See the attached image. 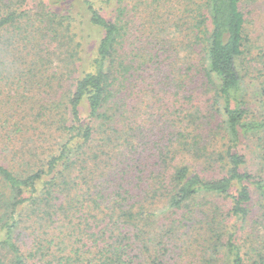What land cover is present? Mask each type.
<instances>
[{
    "label": "trees",
    "instance_id": "obj_1",
    "mask_svg": "<svg viewBox=\"0 0 264 264\" xmlns=\"http://www.w3.org/2000/svg\"><path fill=\"white\" fill-rule=\"evenodd\" d=\"M26 1L0 0V264H264V205L241 235L252 187L264 197V180L245 171L239 152L257 138L264 165V115L245 86L257 82L264 103V0H141L155 25L160 6L173 21L177 10L178 50L166 39L134 47L130 0H82L102 39L78 77L72 32L67 59L26 41L35 33L23 24ZM176 51L189 54L177 61ZM57 61L67 63L63 92ZM150 79L175 92L177 107L161 122L130 103ZM197 80L207 110L184 96ZM199 166L227 171L205 177ZM218 199L231 202L227 213Z\"/></svg>",
    "mask_w": 264,
    "mask_h": 264
},
{
    "label": "rangeland",
    "instance_id": "obj_2",
    "mask_svg": "<svg viewBox=\"0 0 264 264\" xmlns=\"http://www.w3.org/2000/svg\"><path fill=\"white\" fill-rule=\"evenodd\" d=\"M81 1L82 0H27L23 4L24 7L22 9V11L27 10L26 17L28 16L26 20H23V24L28 26L25 21L30 20L31 23L30 21L28 22L30 25V30L31 32L32 30H35L34 35H32L31 38L26 41H45V43H49L52 52L55 54V59H58L59 57L62 59H67V41H70L68 39V37H70L69 32H72V35L75 37L74 41L79 42L82 46L80 50V60L78 61L77 70L74 75L75 77L81 76L84 72L91 71L92 62L96 57L97 48L102 39V33L100 30L92 27L89 24L86 11L81 10ZM92 1H96L100 5L105 3L102 2L104 0ZM118 1L119 0H110V3H116L118 5ZM143 2L144 1L141 0H130L129 4L128 15L131 22L130 41H133V45H135L134 47H136L137 41L139 43V41H160L162 39H166L167 41H176L177 44L175 45L174 43V46L175 49L178 50V43L180 44L183 41V36L176 30L180 25L177 20L179 18L177 10L173 9L175 18H177L173 21L169 20L170 17L167 16L170 6L167 4L160 6L159 10L157 11L159 24L155 25L152 22L149 23L151 9H148L146 5H143ZM104 6L107 7V10H105L103 14H105L108 18H111L113 16V8L110 9L109 6ZM44 15L45 19L42 20ZM71 16L73 17L74 21L72 19L69 20V17ZM69 23H72L71 31L68 30ZM163 24H166L164 27V29H167L166 32L161 31L163 27L160 28V26ZM31 25L35 26V28L31 29ZM4 41L19 40L14 39L11 34L5 33ZM177 53L178 51L175 52V56H177ZM188 54L189 53L187 52V55ZM187 55L185 51H182V53L179 52V56H177L175 59L179 61L180 57L185 59ZM164 59L170 60L171 57L166 54ZM13 60L16 59H14L13 56H10L8 64H11ZM164 63L167 64L166 61H164ZM56 65L57 78L62 79L58 85V91L63 92L67 86V77H69L67 74V63H61L57 61ZM182 66H185L183 60ZM184 69L186 70V67H184ZM14 71H16V69H13L12 73H14ZM54 74L55 73L50 72L51 76ZM193 76L194 73L191 77ZM151 81L153 80H145L141 82V84H138V89L133 92L130 103L135 108L141 109V115L143 116L144 121L148 122L150 120L151 122H161L163 121L161 115H164V111L168 110L169 113H172L174 108L177 107V104L174 103L175 99L173 97L175 92L170 91V88L167 85H165L167 89H159V87H156V85ZM188 82L190 84V89L186 94H184V96H191L195 99V103L205 110L212 106V102L210 103V97L207 95L208 88L205 86L204 82L202 80H197L195 83L191 81ZM245 86L249 96H252L251 99L254 104V111L258 115H264V103L261 102L259 84L255 81L248 80ZM21 90H24V88ZM170 92H172L173 97L171 100H169ZM16 102L18 103L17 100ZM207 118L208 119L204 121L205 126H209L211 123H213V121L209 118V114L207 115ZM256 141L257 138L245 141V143L239 148V152L247 158L245 171L264 180V165L261 162L262 158L259 153V146ZM198 171L201 172L205 177H219L225 175L227 169L218 167L213 170H209L207 167L199 166ZM252 196V219H250L245 225L246 230L244 229L241 234L242 236L247 233H252V231L255 229V222L259 220V215L262 213L264 197L254 187H252ZM215 204L219 205L226 213L231 209L232 205L229 200L222 201L220 199L215 201Z\"/></svg>",
    "mask_w": 264,
    "mask_h": 264
}]
</instances>
